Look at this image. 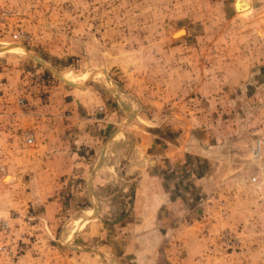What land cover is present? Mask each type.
Listing matches in <instances>:
<instances>
[{
    "label": "rangeland",
    "instance_id": "1",
    "mask_svg": "<svg viewBox=\"0 0 264 264\" xmlns=\"http://www.w3.org/2000/svg\"><path fill=\"white\" fill-rule=\"evenodd\" d=\"M234 4L0 0V264H264V0ZM83 91L110 105L83 111L108 120L77 151L109 175L77 177L50 224L27 200L28 121ZM153 137L179 158L148 182Z\"/></svg>",
    "mask_w": 264,
    "mask_h": 264
},
{
    "label": "crops",
    "instance_id": "2",
    "mask_svg": "<svg viewBox=\"0 0 264 264\" xmlns=\"http://www.w3.org/2000/svg\"><path fill=\"white\" fill-rule=\"evenodd\" d=\"M85 92L87 91H83L79 94ZM87 94L89 98L82 97L85 102L80 103L81 105H77L76 103H74V105H68L69 103L56 106L51 105V107H47L43 110H34L33 112L36 115H30L31 117H29L28 124L31 128H36V131L34 130L33 132L35 137L34 148H31L33 153H30L26 157L28 161H31V164L26 166L32 172L29 191L33 194V196H30V199L27 200H29L31 206H38V216L40 219L50 224L52 220H54V216L61 210L60 203L63 199V192L68 189L70 190L72 187H77L76 184L80 186L81 182L76 179L77 177L84 178L85 182L83 183H91L93 188L92 183L96 177L99 178L106 174L109 175V172L105 169L106 162L109 161L107 156L104 155L100 163L96 164L99 161V157L95 151L92 153L87 151L84 152L83 148L79 152L77 151L80 144L92 147L94 140L91 135H93L92 133L94 132L90 134L89 127L98 126L97 128H100L103 121L108 120L95 117L89 121L84 118L85 116L81 115L83 111L87 114L90 110L96 112L101 106L110 105L106 98L101 97L100 99L97 91H90L87 92ZM59 110L69 112L67 113L69 118L65 119V117H58L57 111ZM41 111L47 114H40ZM29 113H31V111ZM27 116L29 115L25 117L27 118ZM99 119L102 121L98 122L97 120ZM68 121H70L69 124ZM77 122H79V124ZM84 123L85 127L89 129L86 133H83V135H80L79 131H77L78 134L76 131L73 133L76 128H80V125ZM39 124L46 127V131L41 138H38L36 135L37 130L40 128ZM93 130L95 131V128ZM155 138L160 139L161 143L164 142L166 144L163 143V149L160 152L156 149L152 150L153 144L156 145L157 139ZM173 143V141L161 137L149 138V141H147V147L149 146L151 153H156L159 158L158 162L156 161L150 172H148L147 175L149 177L146 176L148 182L150 181L149 178H153L152 176L156 175L155 173H157L158 166H161L163 162L176 163L178 161L179 148ZM23 159H25V157ZM111 170L114 171L113 168H110V172ZM10 174L14 176L16 182L20 181L16 172L11 171ZM89 177H91L92 180H88ZM88 184L86 186H88ZM86 186L85 188L83 186V188L87 189ZM55 219H57V216Z\"/></svg>",
    "mask_w": 264,
    "mask_h": 264
},
{
    "label": "built area",
    "instance_id": "3",
    "mask_svg": "<svg viewBox=\"0 0 264 264\" xmlns=\"http://www.w3.org/2000/svg\"><path fill=\"white\" fill-rule=\"evenodd\" d=\"M32 140V137L30 136H27L25 138V141L27 143L31 142ZM261 147H262V141L260 138H257L254 142V145L252 146V149H251V154L254 158L256 157H259L260 156V152H261ZM251 180H255V177H251ZM0 228L2 229V231L4 233H7L8 232V224L5 222V221H1L0 223Z\"/></svg>",
    "mask_w": 264,
    "mask_h": 264
},
{
    "label": "bare ground",
    "instance_id": "4",
    "mask_svg": "<svg viewBox=\"0 0 264 264\" xmlns=\"http://www.w3.org/2000/svg\"><path fill=\"white\" fill-rule=\"evenodd\" d=\"M235 1V9L239 10L244 5L245 0H234Z\"/></svg>",
    "mask_w": 264,
    "mask_h": 264
}]
</instances>
